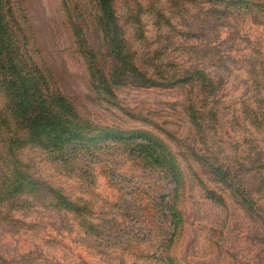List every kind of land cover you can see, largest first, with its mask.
<instances>
[{
	"label": "rangeland",
	"instance_id": "1",
	"mask_svg": "<svg viewBox=\"0 0 264 264\" xmlns=\"http://www.w3.org/2000/svg\"><path fill=\"white\" fill-rule=\"evenodd\" d=\"M106 5L0 0V264H264V0Z\"/></svg>",
	"mask_w": 264,
	"mask_h": 264
},
{
	"label": "trees",
	"instance_id": "2",
	"mask_svg": "<svg viewBox=\"0 0 264 264\" xmlns=\"http://www.w3.org/2000/svg\"><path fill=\"white\" fill-rule=\"evenodd\" d=\"M99 4L102 8L103 13H109L111 14V10L106 5V2L108 0H98ZM15 101V100H14ZM38 106H41L43 110L48 112V115L46 114H40L43 110H40L38 113L37 107H33L32 111H30L29 116L27 118V121L29 122L28 125L20 124L24 127V129H27L30 133L35 132L34 128L37 126L41 131L35 132L36 135H42L46 139L47 142H52L54 140H57L61 145H64L66 143H73L83 141L84 136L78 135L75 133L77 131V128L79 126L73 125V131L75 129V132L73 131H67L61 127V121L64 122L65 120H62L65 118V114L58 115L57 113H54L55 110L62 109L64 110L66 107L65 101L61 99L52 98L49 102H44L43 99H40L37 101ZM14 110H18L16 112V117L20 120L22 118H25L27 115L23 114L22 109L20 108L19 104L14 105ZM65 111V110H64ZM40 116V117H39ZM39 117V118H38ZM45 121H48V125L45 124ZM51 126V128L49 127ZM63 136H66L65 141L61 138ZM37 137V136H36ZM35 140V144H39L40 146H43L40 141H38L35 137H31L30 141Z\"/></svg>",
	"mask_w": 264,
	"mask_h": 264
}]
</instances>
